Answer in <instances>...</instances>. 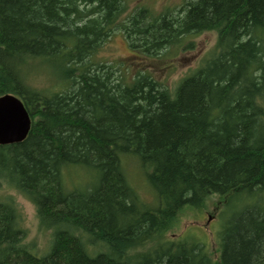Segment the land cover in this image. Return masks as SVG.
Returning a JSON list of instances; mask_svg holds the SVG:
<instances>
[{"label":"trees","instance_id":"1","mask_svg":"<svg viewBox=\"0 0 264 264\" xmlns=\"http://www.w3.org/2000/svg\"><path fill=\"white\" fill-rule=\"evenodd\" d=\"M127 9L0 0V95H17L31 118L21 142L0 145V183L51 230L47 250L31 253L14 200L0 201V264H264V0H184L160 15L138 6L121 19ZM116 29L151 56L193 34L217 38L170 87L141 70L124 80L93 58ZM36 60L60 77L59 91L28 83ZM130 161L152 203L129 180ZM74 167L88 172L82 187L66 184ZM210 195L247 199L217 232V260L196 236L166 237Z\"/></svg>","mask_w":264,"mask_h":264},{"label":"rangeland","instance_id":"2","mask_svg":"<svg viewBox=\"0 0 264 264\" xmlns=\"http://www.w3.org/2000/svg\"><path fill=\"white\" fill-rule=\"evenodd\" d=\"M184 0H127L126 13L133 11L138 6L147 8L152 15H160L163 12L177 13ZM217 33L214 30L204 31L188 36L182 47H173L161 51L158 55H146L136 48L128 45L124 33L116 29L105 39L93 58L100 62L114 65L118 70L116 74H122L124 80H129L136 71H145L153 75L157 80L167 86H173L181 77L199 66L206 57L215 49ZM192 45L183 47L187 43ZM33 62V61H32ZM46 62L34 61L26 69V80L36 88L47 91H59L60 77ZM65 176L66 184L72 188L73 183L82 185L88 180V172L81 167H74ZM125 171L133 186L137 189L141 198L147 202H153L152 193L148 190L143 175L130 161L125 166ZM84 182V183H83ZM80 187V188H81ZM12 198L19 212V223L24 230L21 243L31 253L40 256L44 253L51 239V230L41 228L32 202L20 195L16 190L4 182L0 183V201ZM243 196L236 195L230 200L224 197L210 195L197 210L186 209L179 215L178 222L172 231L166 234L168 238H177L183 235L196 236L206 243V249L214 260L219 255V239L217 232L221 224H224L231 214L239 208V204L245 202ZM224 210L222 211V209ZM222 211V212H221ZM221 213V214H220ZM101 248V247H100Z\"/></svg>","mask_w":264,"mask_h":264},{"label":"water","instance_id":"3","mask_svg":"<svg viewBox=\"0 0 264 264\" xmlns=\"http://www.w3.org/2000/svg\"><path fill=\"white\" fill-rule=\"evenodd\" d=\"M31 118L15 94L0 95V145L21 142L28 134Z\"/></svg>","mask_w":264,"mask_h":264}]
</instances>
